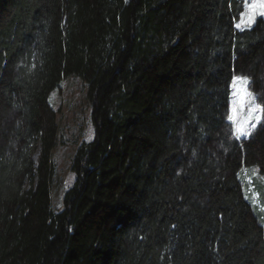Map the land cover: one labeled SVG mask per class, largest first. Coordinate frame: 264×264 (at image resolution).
<instances>
[{"label": "trees", "instance_id": "1", "mask_svg": "<svg viewBox=\"0 0 264 264\" xmlns=\"http://www.w3.org/2000/svg\"><path fill=\"white\" fill-rule=\"evenodd\" d=\"M241 0H0V264H264L241 167L264 175V121L236 140L233 77L264 105V18ZM75 76L92 140L51 208L48 102ZM38 148L36 160L32 154Z\"/></svg>", "mask_w": 264, "mask_h": 264}, {"label": "rangeland", "instance_id": "2", "mask_svg": "<svg viewBox=\"0 0 264 264\" xmlns=\"http://www.w3.org/2000/svg\"><path fill=\"white\" fill-rule=\"evenodd\" d=\"M241 1L244 11L245 0ZM257 18L264 17L258 15L255 20ZM255 20L251 25H247L245 22L241 21L240 14L235 27L238 31L249 29L254 24ZM238 24L240 27H237ZM234 78L235 77H233L230 85L228 117L229 115H233L235 118V106V108L240 109V119H244L247 109L241 106L239 98L234 96V92L240 87L239 83H237L234 88ZM48 102L54 113L56 124L55 144L51 151L53 176L50 198L51 208L53 211L57 212L62 209V199L65 192L74 182V174L70 170V165L76 148L80 145V143L92 140L94 136V129L90 119L91 107L87 99V87L78 77L69 76L63 79L58 87L50 94ZM228 122L231 126L235 139L242 140L250 137L261 121H253V123H255V127L251 130L250 135L247 137L241 136L240 138H237L234 135V127L236 125L233 121L229 120V118ZM37 153L38 148L32 154L33 161L36 160ZM237 178L242 185L245 200L250 204L264 230V210H262V207H264V175H260L257 168L254 166H243L239 170ZM254 193L258 194V198L254 196Z\"/></svg>", "mask_w": 264, "mask_h": 264}, {"label": "snow or ice", "instance_id": "3", "mask_svg": "<svg viewBox=\"0 0 264 264\" xmlns=\"http://www.w3.org/2000/svg\"><path fill=\"white\" fill-rule=\"evenodd\" d=\"M264 17V0H245L244 11L241 13V21L247 25H251L257 16ZM237 27H240L238 24ZM239 83L240 87L234 92V96L239 98L241 106L247 109L245 118L240 119V109L235 108L233 115H229V120L233 121L236 125L234 127V135L237 138L241 136L247 137L250 135L251 130L255 127L253 121H264V105L256 102V97L249 90V79L245 76L235 77L233 80V86L236 87ZM254 196L258 198V194L254 193ZM264 210V207H262Z\"/></svg>", "mask_w": 264, "mask_h": 264}]
</instances>
